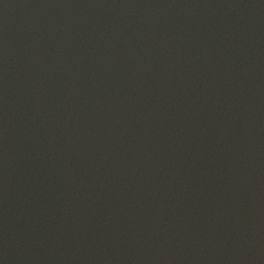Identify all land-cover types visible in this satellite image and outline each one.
Returning <instances> with one entry per match:
<instances>
[{"label": "water", "instance_id": "water-1", "mask_svg": "<svg viewBox=\"0 0 264 264\" xmlns=\"http://www.w3.org/2000/svg\"><path fill=\"white\" fill-rule=\"evenodd\" d=\"M0 264H264V0H0Z\"/></svg>", "mask_w": 264, "mask_h": 264}]
</instances>
